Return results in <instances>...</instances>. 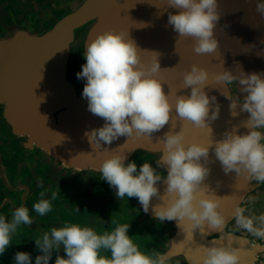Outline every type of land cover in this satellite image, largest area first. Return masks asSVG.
Listing matches in <instances>:
<instances>
[{
	"label": "water",
	"instance_id": "obj_1",
	"mask_svg": "<svg viewBox=\"0 0 264 264\" xmlns=\"http://www.w3.org/2000/svg\"><path fill=\"white\" fill-rule=\"evenodd\" d=\"M218 3V50L198 55L191 39L176 44L178 34L167 21L168 14L177 10L167 8L166 0H0V214L10 219L12 211L25 206L33 220L13 236L0 264H15L14 256L21 251L29 253L35 264L41 253L34 238L65 222L103 232L115 227L112 219L130 224L129 235L141 251L171 254L170 264H190V259L202 256L200 246H211L213 240L231 241L239 248L240 264H264V240L235 230L232 219L237 204L251 207L257 215L264 213V183L248 182L234 172L226 175L210 150L213 162L208 165L205 183L223 198L220 210L228 223L224 235L205 226L207 235L197 229L190 240L183 225L153 218L152 206L162 201L154 197L145 213L137 198L119 200L98 170L102 160L114 153L125 154L126 163L135 161L138 167L144 162L156 167L155 161L162 155L157 141L170 130V124L154 133L151 142L140 138L125 144L127 138L120 137L111 145L95 148L84 135L103 126L104 120L88 111V102L82 97L86 81L76 74L86 63V43L110 29L129 30L139 48L160 53L162 71L158 75L165 81L166 94L189 95L190 88L181 89L184 72L193 64L207 69L204 90L210 97L216 96L219 118L210 125L212 136L177 120L173 131L179 132L183 126L188 143L219 140L226 130L246 120V112L231 116L230 101L221 94L226 89L214 76L223 68L235 72L237 65L246 74L264 73V17L255 10L256 0ZM144 59L150 62L152 57L145 54ZM231 94L241 99L245 95L239 92V85L231 87ZM38 97H43L40 104ZM247 131L239 129L240 134ZM158 171L166 175V169ZM158 187L163 195L166 185L158 182ZM58 189L60 196L51 201L53 210L45 216L37 214L33 205L41 199L40 192H45L43 199L50 200L51 192ZM249 196L257 198L253 205L247 202ZM57 254L66 257L62 249L54 251L49 264H55Z\"/></svg>",
	"mask_w": 264,
	"mask_h": 264
},
{
	"label": "clouds",
	"instance_id": "obj_2",
	"mask_svg": "<svg viewBox=\"0 0 264 264\" xmlns=\"http://www.w3.org/2000/svg\"><path fill=\"white\" fill-rule=\"evenodd\" d=\"M166 6L177 10L175 14H168L167 21L178 34L176 44L191 39L196 54L217 52L219 40L215 31L221 18L218 0H166ZM255 10L264 17V0H256ZM85 49L86 63L76 74L77 79L86 81L82 97L88 102V111L104 120L103 126L84 133L92 147L111 145L120 137L127 138L125 144L129 139L140 138L151 142L154 133L170 124V130L157 141L162 145V155L155 161L156 167L149 162L138 167L135 161L126 163L125 154L114 153L99 166L102 179L115 189L119 200L137 198L145 213L154 197L162 201L152 206L153 218L183 225L187 239L192 240L197 229L202 236L207 235L205 226L224 235L228 217L220 210L223 198L205 183L210 174L208 165L213 162L209 153L210 150L214 153L226 175L234 172L248 182L264 183V73L246 74L240 65L233 72L224 69L222 61L223 70L214 79L226 89L221 94L230 101V114L237 117L246 112L249 116L226 130L219 140L188 143L183 126L179 132L173 131L177 120L206 130L212 136L210 125L219 118L216 96L210 97L204 90L209 78L206 68L193 64L184 72L181 89L190 88L189 95L166 94L162 86L165 81L158 75L162 71L160 53L139 48L129 30L101 32L86 43ZM145 54L151 55L150 62L144 59ZM42 78L41 72L40 80ZM233 85L236 88L239 85V92L245 94L243 99L239 95L232 96ZM38 98L40 104L43 97ZM241 127L248 131L240 134ZM161 168L166 169V175L158 171ZM158 182L166 185L163 195ZM219 185L217 181V187ZM40 196L33 210L45 216L53 210L51 201L60 196V189L51 192L50 200L43 199V191ZM256 199L249 196L247 202L253 205ZM232 219L235 230H244L264 240V213L257 215L251 207L237 204ZM32 223L25 206L12 211L10 219L0 214V256L12 244L21 226ZM111 223L115 227L103 232L75 222L51 228L34 238L41 253L36 256L35 264H49L53 252L59 253L61 249L66 257L57 254L55 264H170L171 254L141 251L129 235V223H118L115 219ZM200 247L202 256L194 261L190 259V264H240L242 259L241 250L233 247L231 241L213 240L211 246ZM14 261L15 264H31V257L21 251L15 254Z\"/></svg>",
	"mask_w": 264,
	"mask_h": 264
}]
</instances>
